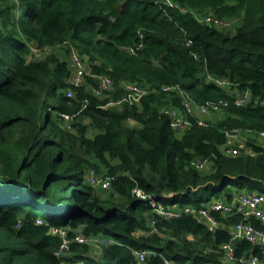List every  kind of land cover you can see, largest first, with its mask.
<instances>
[{
	"label": "trees",
	"instance_id": "1",
	"mask_svg": "<svg viewBox=\"0 0 264 264\" xmlns=\"http://www.w3.org/2000/svg\"><path fill=\"white\" fill-rule=\"evenodd\" d=\"M172 1L186 13L158 0H0V264L264 259L263 249L241 241L236 261L227 262L223 247L240 215L214 214L222 227L211 230L193 215L166 219L154 211L155 204L199 210L213 195L264 194V154L255 146L264 133V0ZM208 16L241 18L230 33L198 20ZM141 43L136 54L126 50ZM73 51L90 61L81 86L69 81ZM103 77L112 86L97 96ZM127 83L149 90L140 104H117ZM235 90H249L251 102L235 104ZM181 91L198 106L219 105L223 117L187 113ZM165 108L180 110L190 126L176 132ZM237 131L254 134L247 141L255 156L223 153ZM199 160L213 171L202 174ZM102 169L111 191L105 200L90 183ZM52 228L112 242L101 252L75 242L59 258L63 239ZM134 251L150 254L141 263Z\"/></svg>",
	"mask_w": 264,
	"mask_h": 264
},
{
	"label": "built area",
	"instance_id": "2",
	"mask_svg": "<svg viewBox=\"0 0 264 264\" xmlns=\"http://www.w3.org/2000/svg\"><path fill=\"white\" fill-rule=\"evenodd\" d=\"M174 7V4H170ZM217 19V18H216ZM214 17L210 16L206 18L207 23H213L217 26L220 24L227 25V23L220 22V20H216ZM141 39L143 38L140 35ZM143 44L141 43L139 46H133L127 48V50L131 54H136L137 50L141 49ZM32 53L41 58L44 56V52L42 50H38L36 48H32ZM71 61L73 64V73L70 78L71 84L76 86H81L84 82V76L88 75V63L90 61L88 58L82 57L77 51H73L71 54ZM100 87L96 90V95L101 96L104 90H110L112 86V80L106 77L100 79ZM217 84L221 86H227L232 88L233 84L229 80L223 79H213ZM125 88L127 89V95L119 101L117 104H121L122 102H127L129 105L133 106L136 104H140L141 100L144 98L145 95L149 93V90L137 85V84H125ZM180 90V88H173V87H164L163 90L168 92L171 90ZM183 96V105L189 114H197L207 115L211 111L218 110L220 108L219 105L214 106L213 110L208 105L198 106L195 104L194 100L190 98L187 93L181 91ZM69 98L73 97V92L68 91L67 93ZM234 102L239 106H244L251 102L252 95L249 90L246 91H237L235 90L233 93ZM164 112L170 117L171 119V126L176 132H184L189 126V120L183 116L180 110L175 108H165ZM66 120H71L70 116H63ZM201 124L204 122L201 120ZM253 136L254 134L251 132H233L228 135L227 142L223 146L222 150L223 153L230 157H239V156H255L256 151L253 146H249L248 141L243 138V136ZM257 141L255 142V146L261 147L262 154H264V133H260L256 136ZM101 186L105 189H110V182L108 180H103ZM99 182L96 176H91L90 183L95 186ZM100 183V182H99ZM172 196H165V200H170L173 198ZM154 211L166 218H178L182 214H189L193 215L199 220L205 222L207 226L211 230L218 229L222 227V225L218 222L214 214H221L222 216H232V215H240L243 218V221L233 225L229 230L232 236V242L228 245L223 247L225 252L227 262H235V248L234 245L241 241H247L254 246H257L264 250V230H260L247 222L250 219H256L260 221L264 225V194L259 192H252V193H241L236 195L232 200H221L218 199L214 202H207L204 207L201 209H195L191 206H185L181 210L173 208L172 210H167L163 207L162 204H155ZM38 224H42L41 220H38ZM152 225H155V222H152ZM52 235L61 237L63 239V245L61 249L56 253L59 258H62L64 255L69 254L70 245L72 243H79V244H100V245H107L112 240L108 239H100V238H89L77 232L73 239L69 238L68 229L64 228H52L49 232ZM102 250V246L99 247ZM148 251H134V255L138 258V260L142 263L145 262L146 258L149 256ZM239 264H264V259L256 257L254 255L243 256L238 260ZM61 264H69V262L62 260ZM77 264H85V262L80 261ZM164 264H193V263H180L165 260Z\"/></svg>",
	"mask_w": 264,
	"mask_h": 264
},
{
	"label": "rangeland",
	"instance_id": "3",
	"mask_svg": "<svg viewBox=\"0 0 264 264\" xmlns=\"http://www.w3.org/2000/svg\"><path fill=\"white\" fill-rule=\"evenodd\" d=\"M158 2L160 4H164V5H167L169 7H172V5L170 4H174V7L173 8H180L177 4H175L172 0H158ZM182 10V12L186 13L185 9L184 8H180ZM192 14H194L196 17L198 16L197 14L194 13V11H190ZM210 17V16H208ZM213 17V16H212ZM201 22H205L207 23L205 20L206 18H203V17H198ZM215 18V17H214ZM240 17H236V18H228V19H224V20H221L220 19V22L223 21V23H227V25H222L220 24L219 26H217V28H219L220 30L222 31H228L230 33H232V31H234L235 27L239 24L240 22ZM216 19V18H215ZM218 20V19H216ZM30 50L32 51V48H35L34 46H30ZM127 50V49H126ZM224 80V79H223ZM216 83V82H215ZM217 84V83H216ZM100 85V84H99ZM219 87L223 88V89H226V90H230V87H227V86H221L219 84H217ZM101 86V85H100ZM234 95H232L233 97ZM234 98V97H233ZM202 118H205V120H209L210 118L212 117H215V119H218V118H221L223 117V109L222 108H219L218 110H215V111H211V113H208L207 115H201ZM65 121H68L65 119ZM129 125L131 127H135V123L134 122H130ZM243 136V135H242ZM243 138H245L246 140L248 139V136H243ZM194 166H196V168L202 173V174H209L210 172L213 171V165L209 162L207 163H204V162H201L200 160L198 162H194ZM93 172V171H92ZM105 169H102V171L99 173V174H96V177L98 178L99 182H97V184H95V188H96V192L97 194L99 195V197L101 199H108L111 195V191L109 189H105L101 186L102 182H104V175H105ZM89 176V175H88ZM219 198H216L215 195L211 196L210 197V200L208 202H214V201H217ZM221 200H224V198H221ZM168 201V200H166ZM92 246L94 248H96L97 251L101 252V250L99 249V247L101 246H104L103 244L100 245L99 243L98 244H92ZM98 248V249H97Z\"/></svg>",
	"mask_w": 264,
	"mask_h": 264
},
{
	"label": "crops",
	"instance_id": "4",
	"mask_svg": "<svg viewBox=\"0 0 264 264\" xmlns=\"http://www.w3.org/2000/svg\"><path fill=\"white\" fill-rule=\"evenodd\" d=\"M210 119L214 120V119H215V117H212V118H210ZM202 120H204V121H205V118H202Z\"/></svg>",
	"mask_w": 264,
	"mask_h": 264
}]
</instances>
